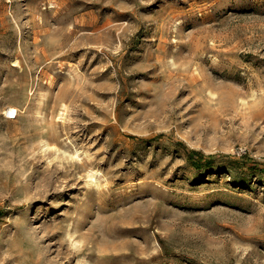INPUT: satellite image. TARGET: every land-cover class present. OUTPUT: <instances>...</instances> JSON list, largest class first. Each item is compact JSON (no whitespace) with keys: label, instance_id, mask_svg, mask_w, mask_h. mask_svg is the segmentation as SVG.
I'll use <instances>...</instances> for the list:
<instances>
[{"label":"rangeland","instance_id":"rangeland-1","mask_svg":"<svg viewBox=\"0 0 264 264\" xmlns=\"http://www.w3.org/2000/svg\"><path fill=\"white\" fill-rule=\"evenodd\" d=\"M0 264H264V0H0Z\"/></svg>","mask_w":264,"mask_h":264},{"label":"bare ground","instance_id":"bare-ground-1","mask_svg":"<svg viewBox=\"0 0 264 264\" xmlns=\"http://www.w3.org/2000/svg\"><path fill=\"white\" fill-rule=\"evenodd\" d=\"M10 112H11V113L13 112V109H12V108H10Z\"/></svg>","mask_w":264,"mask_h":264}]
</instances>
